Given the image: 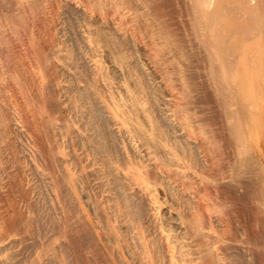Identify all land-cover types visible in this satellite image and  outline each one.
<instances>
[{
  "label": "bare ground",
  "instance_id": "obj_1",
  "mask_svg": "<svg viewBox=\"0 0 264 264\" xmlns=\"http://www.w3.org/2000/svg\"><path fill=\"white\" fill-rule=\"evenodd\" d=\"M0 264H264V0H0Z\"/></svg>",
  "mask_w": 264,
  "mask_h": 264
},
{
  "label": "rangeland",
  "instance_id": "obj_2",
  "mask_svg": "<svg viewBox=\"0 0 264 264\" xmlns=\"http://www.w3.org/2000/svg\"><path fill=\"white\" fill-rule=\"evenodd\" d=\"M68 20H71L72 21V23H73V25H72V23H71V21H70V24L72 25V27L75 25V23H76V21L73 19H68ZM68 20H67V22H68ZM75 27V26H74ZM204 197H202L201 199H202V201H203V204H206V199H203ZM197 199V198H196ZM199 200V199H198ZM195 211H197V209L195 208L194 209Z\"/></svg>",
  "mask_w": 264,
  "mask_h": 264
}]
</instances>
